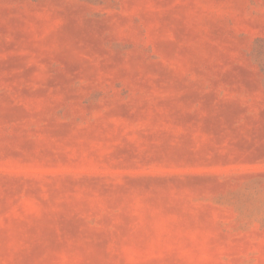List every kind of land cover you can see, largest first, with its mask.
Segmentation results:
<instances>
[{"label": "rangeland", "instance_id": "rangeland-1", "mask_svg": "<svg viewBox=\"0 0 264 264\" xmlns=\"http://www.w3.org/2000/svg\"><path fill=\"white\" fill-rule=\"evenodd\" d=\"M0 264H264V0H0Z\"/></svg>", "mask_w": 264, "mask_h": 264}]
</instances>
